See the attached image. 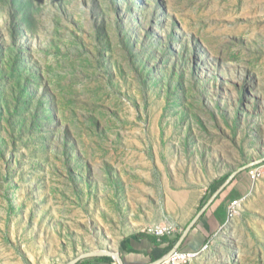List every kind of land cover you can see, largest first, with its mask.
<instances>
[{
    "label": "rangeland",
    "instance_id": "1",
    "mask_svg": "<svg viewBox=\"0 0 264 264\" xmlns=\"http://www.w3.org/2000/svg\"><path fill=\"white\" fill-rule=\"evenodd\" d=\"M262 157L264 0H0V264H119ZM247 170L186 264H264Z\"/></svg>",
    "mask_w": 264,
    "mask_h": 264
},
{
    "label": "crops",
    "instance_id": "2",
    "mask_svg": "<svg viewBox=\"0 0 264 264\" xmlns=\"http://www.w3.org/2000/svg\"><path fill=\"white\" fill-rule=\"evenodd\" d=\"M246 181L247 179L243 176H236L233 182L226 185L225 189L203 211L187 232L188 225L183 231L167 235L162 239H155L153 235L145 233L131 235L123 245L126 250V255L123 257L125 264H148L150 260L153 262L168 255L174 248L184 252L199 251L212 234L227 220L230 203L245 197ZM80 264L101 263L89 259L80 261Z\"/></svg>",
    "mask_w": 264,
    "mask_h": 264
},
{
    "label": "built area",
    "instance_id": "3",
    "mask_svg": "<svg viewBox=\"0 0 264 264\" xmlns=\"http://www.w3.org/2000/svg\"><path fill=\"white\" fill-rule=\"evenodd\" d=\"M247 174L249 179L254 182L261 178L264 174V164L259 168H248ZM242 202L240 199L233 200L228 206L227 211V220L230 217H237L239 215V210L242 207ZM149 232H152L156 237L161 238L172 233V227L166 225H156L149 229ZM191 259V252H181L180 250H172L168 255L165 261H168L169 264H186Z\"/></svg>",
    "mask_w": 264,
    "mask_h": 264
},
{
    "label": "water",
    "instance_id": "4",
    "mask_svg": "<svg viewBox=\"0 0 264 264\" xmlns=\"http://www.w3.org/2000/svg\"><path fill=\"white\" fill-rule=\"evenodd\" d=\"M262 161H264V157L254 159L250 164L245 165L243 168L244 169L249 168L251 166H254V165L261 163ZM243 168H241V169H243ZM241 169H239V170H241ZM238 171H235L234 173H232L228 177V179L218 189H216V191L211 195V197L208 199V201L206 202L204 207L199 212H197L196 215L192 218V220L190 221V223L188 224V226L186 228V232L196 223V221L198 220L200 215L203 213V211L215 200V198L223 191V189H225L226 185H228L230 183V181H232V179H234V177ZM173 250H176V248H174ZM100 254L101 255H110L109 253H106L103 251L90 252V253H86L84 255H80V256L74 258L68 264H76L79 260H81V258H84L87 256H92V255H100ZM116 254L118 256L119 264H124L123 259L119 256V253L116 252ZM166 258H167V255L163 256L162 258H160L158 260L150 262L148 264H161V263L165 262Z\"/></svg>",
    "mask_w": 264,
    "mask_h": 264
},
{
    "label": "trees",
    "instance_id": "5",
    "mask_svg": "<svg viewBox=\"0 0 264 264\" xmlns=\"http://www.w3.org/2000/svg\"><path fill=\"white\" fill-rule=\"evenodd\" d=\"M165 237V236H164ZM164 237H161L160 239L164 238ZM155 239H159L158 237L154 236ZM77 263L80 264V261H78Z\"/></svg>",
    "mask_w": 264,
    "mask_h": 264
},
{
    "label": "bare ground",
    "instance_id": "6",
    "mask_svg": "<svg viewBox=\"0 0 264 264\" xmlns=\"http://www.w3.org/2000/svg\"><path fill=\"white\" fill-rule=\"evenodd\" d=\"M109 253V252H108ZM109 254H111V253H109ZM115 255V254H114ZM195 255V254H194ZM191 256H193V254H191ZM115 258H117V256H115ZM166 263H168V261H166Z\"/></svg>",
    "mask_w": 264,
    "mask_h": 264
}]
</instances>
